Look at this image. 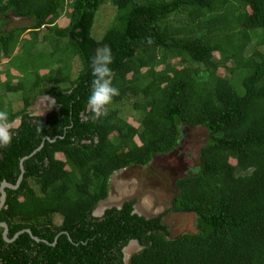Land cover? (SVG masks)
<instances>
[{
    "label": "trees",
    "instance_id": "obj_1",
    "mask_svg": "<svg viewBox=\"0 0 264 264\" xmlns=\"http://www.w3.org/2000/svg\"><path fill=\"white\" fill-rule=\"evenodd\" d=\"M105 2L0 0V111L19 121L0 147V187L23 168L4 187L0 223L18 235L0 226V264H125L132 240L127 264H264V54L246 55L264 44V0H109L95 38ZM11 16L27 24L8 27ZM105 47L119 95L97 119L87 100ZM42 95L52 107L36 114ZM195 127L207 139L167 211L192 213L195 231L170 237L166 212L134 213L135 199L94 215L115 172L176 150Z\"/></svg>",
    "mask_w": 264,
    "mask_h": 264
},
{
    "label": "rangeland",
    "instance_id": "obj_2",
    "mask_svg": "<svg viewBox=\"0 0 264 264\" xmlns=\"http://www.w3.org/2000/svg\"><path fill=\"white\" fill-rule=\"evenodd\" d=\"M97 13L92 31L95 38L104 33L108 21L113 16V8L109 0H106ZM66 21V17L61 16L59 22L65 24ZM22 24H27V20L11 16L8 27ZM253 49H258L264 54V44L256 47L252 41L247 46L246 55L251 54ZM2 64H0V72H3L2 70H5V67L7 69V66L4 63ZM78 68L79 64L74 61L72 72H76ZM11 72L15 74L14 70H11ZM42 72L44 71L42 70ZM218 74L223 75L224 70L220 68ZM0 78H4L2 74H0ZM4 102L11 104L14 109L19 108L22 104L19 93L7 94L4 97ZM52 103L53 101L48 96H39L29 108L36 114H45L52 107ZM120 111L123 112L130 123L137 126V123L131 117L133 112L128 106H123V108L121 106ZM182 133L183 137L176 150L165 155L156 156L148 165H136L115 172L109 181V194L102 200L103 205L105 207L118 206L123 201L135 199L134 208L138 210L137 212H142L140 215L154 217L166 212L162 222L168 226L170 237L182 232L195 231V216L192 213L167 212L177 194L174 185L176 178L198 164L199 149L207 139L206 130L199 127L182 128ZM231 162L234 161L231 160ZM94 215L100 216L101 214L98 212ZM53 220L55 224H59L61 221L57 215L53 217ZM132 246L134 247V245Z\"/></svg>",
    "mask_w": 264,
    "mask_h": 264
},
{
    "label": "clouds",
    "instance_id": "obj_3",
    "mask_svg": "<svg viewBox=\"0 0 264 264\" xmlns=\"http://www.w3.org/2000/svg\"><path fill=\"white\" fill-rule=\"evenodd\" d=\"M112 63L113 56L111 50L107 47L102 50H98L97 54L92 59V76L94 79L92 80L91 92L87 100V106L94 118L97 119L107 115V105L112 102L115 96L119 95V89L114 87L112 83V69L110 67ZM18 126V120H10L8 113L0 111V147H6L11 143L13 139V130ZM136 243L137 242L130 244L129 242L124 249L127 247L128 249L130 247L134 249ZM132 245H134V247ZM131 249L129 250L127 258L125 256L126 262L128 261ZM139 249H141V246H139L137 250Z\"/></svg>",
    "mask_w": 264,
    "mask_h": 264
},
{
    "label": "water",
    "instance_id": "obj_4",
    "mask_svg": "<svg viewBox=\"0 0 264 264\" xmlns=\"http://www.w3.org/2000/svg\"><path fill=\"white\" fill-rule=\"evenodd\" d=\"M22 173H23V168H22V165H21V174H20V176L18 177V181H17V184L16 185H11V184H9V183H6V182H2V184H1V187H0V192H1V195H0V209L2 208V206L4 205V202H5V198H6V193H5V191H4V187H9V188H16L17 186H18V184L21 182V180H22ZM121 205L122 204H120V205H118L117 207L119 208V207H121ZM106 209V207L103 205V201L102 202H100V204L98 205V207L95 209V211H94V213H100V214H102L103 213V211ZM138 210L136 209V208H134V210H133V212L134 213H138V214H140L141 212L139 211V212H137ZM3 226L4 227V237H5V239L7 240V241H11L14 237H16L17 235H18V233H16L15 235H14V237L12 238V239H8V238H6V232H7V226H6V223H0V226ZM36 240H37V238L36 237H34ZM136 241H134V240H132V241H130V244H134ZM124 252H125V254H126V258H127V256H128V253H129V249H128V247L126 248V249H124ZM125 258V259H126Z\"/></svg>",
    "mask_w": 264,
    "mask_h": 264
},
{
    "label": "flooded vegetation",
    "instance_id": "obj_5",
    "mask_svg": "<svg viewBox=\"0 0 264 264\" xmlns=\"http://www.w3.org/2000/svg\"><path fill=\"white\" fill-rule=\"evenodd\" d=\"M141 213H142V212H141ZM139 246H140V245H139L138 243H136L134 249H133V248L131 249L130 254L133 253V252H135V251L139 248ZM136 248H137V249H136ZM123 253H124V263L127 264V262H126V260H125V256H126V254H125L124 251H123ZM129 256H130V255H129Z\"/></svg>",
    "mask_w": 264,
    "mask_h": 264
}]
</instances>
